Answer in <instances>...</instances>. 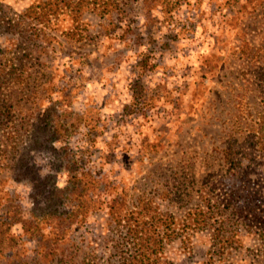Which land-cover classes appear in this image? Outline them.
<instances>
[{
    "label": "rangeland",
    "instance_id": "374dc122",
    "mask_svg": "<svg viewBox=\"0 0 264 264\" xmlns=\"http://www.w3.org/2000/svg\"><path fill=\"white\" fill-rule=\"evenodd\" d=\"M129 229L264 264V0H0V264H122Z\"/></svg>",
    "mask_w": 264,
    "mask_h": 264
},
{
    "label": "trees",
    "instance_id": "16d2710c",
    "mask_svg": "<svg viewBox=\"0 0 264 264\" xmlns=\"http://www.w3.org/2000/svg\"><path fill=\"white\" fill-rule=\"evenodd\" d=\"M82 1L83 0H81V3ZM111 4H115V3L112 1ZM111 4L110 2L108 3V5H111ZM43 18H44V15L39 16L38 20L41 21ZM62 112L57 115L54 121L55 123H54L53 132L56 136H58L57 140H61V137L64 136V132L67 131V128L65 127V125L60 122V117H61ZM99 174L100 173H95L94 171L89 170V169H82L81 171L78 172V187H76L75 183H73L75 186L74 188H76V189L74 188L73 189L74 190L78 189V209L82 206V203H81L82 199L86 196L88 190L94 189L95 185H98L101 182V180L104 179V176H101ZM113 188L114 187H104L102 193L107 196L108 193H110V190L112 191ZM199 195H200V198H202V205L200 206L201 211H198V213L193 214L196 216L194 220L197 222V224H200L201 226H206L209 221V217L207 216L209 215L208 212L212 214H214L215 211L217 210L218 212H220L219 206L216 205L217 207L213 208V206L210 205L209 200H205L206 198L204 196H208L207 192L202 191L200 192ZM205 207H208L209 211L205 210ZM47 215L48 214H46V216ZM133 233L135 234V236H133ZM137 235H138L137 230L132 232V230L129 229L125 233V236L131 239V242L133 243V247H135V249L133 250L129 259L124 261L122 264H154L155 261H153L152 252L146 251L148 249L147 247H145V250L142 249L144 246L143 239L142 237H137ZM216 236H219V234L216 233ZM27 263L28 262L24 261V262H21L20 264H27ZM82 264H85V263H82Z\"/></svg>",
    "mask_w": 264,
    "mask_h": 264
},
{
    "label": "clouds",
    "instance_id": "9594fccd",
    "mask_svg": "<svg viewBox=\"0 0 264 264\" xmlns=\"http://www.w3.org/2000/svg\"><path fill=\"white\" fill-rule=\"evenodd\" d=\"M56 145H54V147H55ZM67 174L65 173V176H66ZM63 186H65L63 183H61V185H60V187H63ZM29 191H31V188L29 187V189H28Z\"/></svg>",
    "mask_w": 264,
    "mask_h": 264
}]
</instances>
